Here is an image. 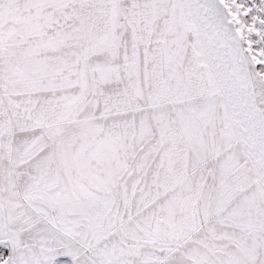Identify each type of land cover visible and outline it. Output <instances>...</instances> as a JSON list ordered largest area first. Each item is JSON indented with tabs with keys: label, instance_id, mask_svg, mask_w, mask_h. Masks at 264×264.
<instances>
[{
	"label": "snow or ice",
	"instance_id": "1",
	"mask_svg": "<svg viewBox=\"0 0 264 264\" xmlns=\"http://www.w3.org/2000/svg\"><path fill=\"white\" fill-rule=\"evenodd\" d=\"M0 264H264V0H0Z\"/></svg>",
	"mask_w": 264,
	"mask_h": 264
}]
</instances>
